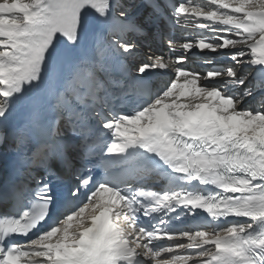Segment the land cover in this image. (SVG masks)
<instances>
[{"label": "snow or ice", "instance_id": "obj_1", "mask_svg": "<svg viewBox=\"0 0 264 264\" xmlns=\"http://www.w3.org/2000/svg\"><path fill=\"white\" fill-rule=\"evenodd\" d=\"M253 68L264 0H0V264H264Z\"/></svg>", "mask_w": 264, "mask_h": 264}, {"label": "bare ground", "instance_id": "obj_2", "mask_svg": "<svg viewBox=\"0 0 264 264\" xmlns=\"http://www.w3.org/2000/svg\"><path fill=\"white\" fill-rule=\"evenodd\" d=\"M175 35L176 36H182V35H184V33L176 32ZM183 42L184 41L181 40V43H183ZM156 43L158 44V42H156ZM207 52H208V50H204L203 52H191V53H189V60L191 62L192 67H196V68L200 69L201 72H204L209 67H211V65L201 62L205 58V55L207 54ZM160 53L162 54V56L165 57V59H169V57H170L172 60H175L177 55H178V53H176V52L170 53L169 50H166L165 52L161 51ZM154 54L159 56V54H156V53H154ZM222 58H224L222 53H218L214 56V59L218 63H227V61H225V60L222 61ZM173 78L174 77H173L172 71L163 72V73L158 72L155 76L152 77V80H154V87L159 88V87L165 86L168 83V81L170 79H173ZM249 79L253 81V84L255 85V87L257 89L264 88V86L258 85V83L255 80H253L251 77H249ZM261 103H264V98L261 99Z\"/></svg>", "mask_w": 264, "mask_h": 264}]
</instances>
